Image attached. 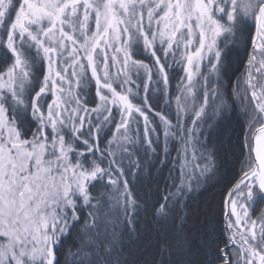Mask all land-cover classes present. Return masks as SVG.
Instances as JSON below:
<instances>
[{
	"label": "snow or ice",
	"instance_id": "obj_1",
	"mask_svg": "<svg viewBox=\"0 0 264 264\" xmlns=\"http://www.w3.org/2000/svg\"><path fill=\"white\" fill-rule=\"evenodd\" d=\"M172 65L175 119L138 82L155 69L170 108ZM237 109L243 159L199 264H264V0H0V264H139L143 221L165 229L153 264H198L186 201L216 176L212 136Z\"/></svg>",
	"mask_w": 264,
	"mask_h": 264
},
{
	"label": "trees",
	"instance_id": "obj_2",
	"mask_svg": "<svg viewBox=\"0 0 264 264\" xmlns=\"http://www.w3.org/2000/svg\"><path fill=\"white\" fill-rule=\"evenodd\" d=\"M145 63L152 64L153 60L147 53H137ZM239 61H233L231 67L228 68L227 74L224 78L225 89L229 92L231 89L229 85H234L236 77L240 71ZM169 94L172 97L171 107L160 100L157 103V97L159 92L157 91L158 77L155 75V69L153 70V77L149 81L143 70L140 73L138 82L147 84L148 94L152 97L153 104L158 110L167 113L171 118L175 119V113L177 110L176 96L180 95L177 91V84L180 76L183 73L176 65H172L169 68ZM89 97H95L94 83L89 90ZM183 101H181L182 103ZM156 123L159 124V118H155ZM243 123L239 115V109L236 113L230 112L228 119H226L221 126L219 134L212 136V145L215 147V156L217 164V174L212 179L203 183L199 189H197L189 200L186 201L188 208L185 210L186 226L184 233L191 243L193 256L199 264L204 259V252L197 254V249L202 247L204 234L211 233L215 239H220L219 232L223 230V198L225 189L229 185V181H232L237 177L240 171V157L239 149L234 148L237 143V139H243L241 135V124ZM141 127L143 125L141 124ZM163 137L161 136V146ZM169 150L171 155L165 161V164H157L156 168L152 171V181H146L150 184V191L153 195L159 189L162 194L169 175V169L173 167L171 161L176 157L177 152L173 149V145L169 144ZM161 159L163 154L161 152ZM166 165V166H165ZM154 181V182H153ZM147 221L142 222V233L140 236L139 247L136 250L135 256L139 264H153V261L159 262L161 259L159 255L160 247H162V241L164 239L165 229H160L159 232L154 227H150L147 232L143 231L144 225ZM174 235V233H172ZM70 243V242H69Z\"/></svg>",
	"mask_w": 264,
	"mask_h": 264
},
{
	"label": "rangeland",
	"instance_id": "obj_3",
	"mask_svg": "<svg viewBox=\"0 0 264 264\" xmlns=\"http://www.w3.org/2000/svg\"><path fill=\"white\" fill-rule=\"evenodd\" d=\"M116 67L119 68V65H117ZM115 71H116V69L114 68L113 73H115ZM89 75H90V70H89ZM93 83H94V81H93Z\"/></svg>",
	"mask_w": 264,
	"mask_h": 264
}]
</instances>
